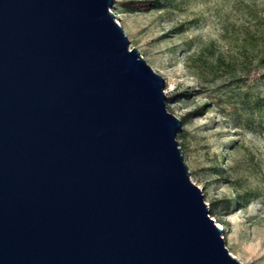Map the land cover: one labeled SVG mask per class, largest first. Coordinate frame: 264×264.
Segmentation results:
<instances>
[{"label": "water", "instance_id": "95a60500", "mask_svg": "<svg viewBox=\"0 0 264 264\" xmlns=\"http://www.w3.org/2000/svg\"><path fill=\"white\" fill-rule=\"evenodd\" d=\"M114 4L0 0V264H244Z\"/></svg>", "mask_w": 264, "mask_h": 264}, {"label": "rangeland", "instance_id": "374dc122", "mask_svg": "<svg viewBox=\"0 0 264 264\" xmlns=\"http://www.w3.org/2000/svg\"><path fill=\"white\" fill-rule=\"evenodd\" d=\"M122 1L112 10L131 47L165 79L167 107L183 120L178 134L186 131L178 140L191 178L226 246L244 264H264V108L248 105L264 94V67L244 81L226 68L231 60L241 65L246 47L264 55V40L250 37L264 33V0H169L164 9L135 11ZM195 109L204 114L184 122ZM247 117L257 123L249 126Z\"/></svg>", "mask_w": 264, "mask_h": 264}, {"label": "trees", "instance_id": "16d2710c", "mask_svg": "<svg viewBox=\"0 0 264 264\" xmlns=\"http://www.w3.org/2000/svg\"><path fill=\"white\" fill-rule=\"evenodd\" d=\"M168 4H169V0H124L120 3V6L128 10L135 11V10H143V9H151V8L164 9L166 8V6H168ZM250 37L253 41L251 39L250 40L255 44V41L257 40L258 41L260 39L264 40V33H261V35H252ZM254 52L256 51L246 47L243 51L244 56L243 59L241 60L242 62L241 65L237 64L236 60H231L230 62L227 63V67H226L227 72L229 73V77L233 81H244L247 78V76H249V74H251L252 71L255 70L259 65L260 66L263 65L264 67V55H262V58L260 59L259 57L257 58V52L256 53ZM200 58H202L201 62L207 63L204 54L201 53ZM261 76L264 77V73ZM185 94L188 95V93ZM168 98L171 99L172 97H168ZM248 105L251 106L253 109H258L259 111H261V109L264 108V94L257 96L255 100ZM202 114H204L203 110H199V109L191 110L184 115L183 117L184 122L190 120L195 116H199ZM237 120L239 121L238 118ZM245 123L248 124L249 126H254L257 123V121L252 117H247L245 119ZM185 132L186 131H183L180 134H178L177 138L182 140V138H184L185 136ZM227 202H228L226 203L228 208L227 212L231 213L232 210H230V207L232 206V204H234V201L232 203V201L227 200ZM237 202L238 204L240 203L244 204L246 201L244 200V197H241L237 200Z\"/></svg>", "mask_w": 264, "mask_h": 264}]
</instances>
